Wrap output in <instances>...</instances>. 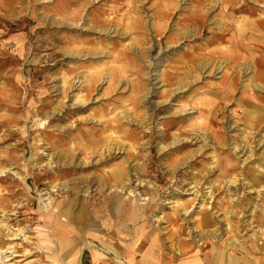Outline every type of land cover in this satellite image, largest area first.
I'll return each mask as SVG.
<instances>
[{"label": "rangeland", "instance_id": "374dc122", "mask_svg": "<svg viewBox=\"0 0 264 264\" xmlns=\"http://www.w3.org/2000/svg\"><path fill=\"white\" fill-rule=\"evenodd\" d=\"M0 170V264L264 243V0H0Z\"/></svg>", "mask_w": 264, "mask_h": 264}, {"label": "crops", "instance_id": "0c3cea01", "mask_svg": "<svg viewBox=\"0 0 264 264\" xmlns=\"http://www.w3.org/2000/svg\"><path fill=\"white\" fill-rule=\"evenodd\" d=\"M261 225L264 228V217L260 220ZM259 236L256 234V237L250 242L249 249L247 253H241L240 255L233 257L226 249L216 250L217 252H208L205 257H201V254L194 253L192 261L187 264H264V243L258 241ZM159 264H172L170 260H160L161 257H156ZM155 263V262H154ZM140 264V261L138 262ZM176 264H186L182 262H177Z\"/></svg>", "mask_w": 264, "mask_h": 264}, {"label": "bare ground", "instance_id": "6f19581e", "mask_svg": "<svg viewBox=\"0 0 264 264\" xmlns=\"http://www.w3.org/2000/svg\"><path fill=\"white\" fill-rule=\"evenodd\" d=\"M0 172H2V170H0ZM38 183H40V182H38ZM127 184L128 183H124L122 187L127 186ZM207 222L208 221H207L206 217H202V219L200 220V223H207ZM57 223H59V222H57ZM56 233L59 235V237H66L67 236V230L63 229L61 226H58V225H56ZM1 241H2V236H0V243H1ZM68 244H69V240L66 238H63V240L60 242V248H65V247H67ZM73 261H75V259ZM118 261L121 264H125L124 261H122V260H118ZM140 264H159V262H158L157 258L153 256V254L144 253L140 259Z\"/></svg>", "mask_w": 264, "mask_h": 264}]
</instances>
